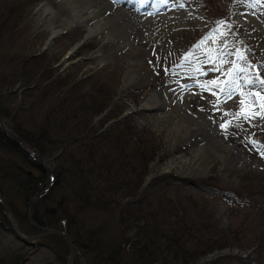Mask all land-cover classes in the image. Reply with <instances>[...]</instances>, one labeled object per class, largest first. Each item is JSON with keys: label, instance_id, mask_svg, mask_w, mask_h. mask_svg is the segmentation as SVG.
Listing matches in <instances>:
<instances>
[{"label": "rangeland", "instance_id": "obj_1", "mask_svg": "<svg viewBox=\"0 0 264 264\" xmlns=\"http://www.w3.org/2000/svg\"><path fill=\"white\" fill-rule=\"evenodd\" d=\"M176 1H186L187 7L198 13V17L190 22H181L176 32L165 34L161 29L153 32L128 29L121 31L125 34L121 39L109 42L104 36L86 38L84 28L53 34V28L46 24L51 16L47 14L40 19L38 14V7L45 2L51 4L52 0H0V79L4 77L0 80V111L3 112L0 127L4 125L10 130H25L33 137L37 135V129L39 131V127L48 121L51 122L48 126H53L50 128L53 133L59 132L62 125L66 130L72 127L81 129L76 135L57 133L59 147L63 148L52 155L41 157L36 154L49 174L46 184L50 199L44 203L56 204L60 201L62 208L66 206L70 209L67 216L70 222L66 225L80 239L77 247L81 256L76 257V264H103L97 247L88 235L87 230L91 226L100 225L105 238L110 235L123 237L120 229L135 239L146 237L141 228L143 222L134 221L133 224V220L127 217L124 224L120 221L122 210L120 213L118 211L124 204L134 203L144 195L153 202L152 210L158 212V209H164L159 216L167 222L162 247L166 261H169L171 256L167 255L166 246L173 243L168 239L173 238L176 229L173 225L180 226L173 224L180 216L176 203L180 194L191 195L199 202L200 209L205 208L207 213L195 211L196 216L213 213L214 224L228 238L222 249L196 258L190 257L188 264H264L261 242L264 240V207L260 206V200L257 201L261 194L253 193L256 197L253 203L247 201L251 186L261 184L258 188H264V156L251 143V140H255L264 144V119L257 117L251 122L234 121L226 131L220 127L222 123L233 120L231 113L238 110L241 99L239 91L264 95V86L257 82L264 80V29H258V23L261 25L264 22V0H248L247 7L253 9H250L253 11L251 17L256 21L253 25L235 11V2L240 3L241 0ZM176 1L170 0L172 5L166 10L179 9ZM53 6L59 8L58 3ZM210 7L211 11L217 10L214 15L229 13L231 29L224 38L227 48L223 40L215 43L208 40L206 44L196 47L218 28L211 16L206 14ZM142 14L139 16L142 23L152 17L159 25L164 20L162 11ZM141 17L146 18L143 20ZM227 19L224 20V30H228L227 26L230 25ZM54 21L52 26L61 31L64 17L59 16ZM162 34L164 39H160ZM145 35L148 39L141 40ZM122 40H130L132 46L121 49ZM207 49L221 53L228 51L233 55L224 56L223 59L227 58L229 63L223 65L222 71H215V64L209 60ZM237 50L246 58L240 59L235 54ZM190 53L191 57L185 59ZM216 54V51L211 53L212 56ZM232 61L246 70L237 71L235 83L229 84L227 81L232 78L226 76L225 72L235 67ZM165 68L169 69L168 74H165ZM179 76L184 77L183 80L178 81ZM212 79H218L220 87L233 89L235 94L231 98L213 95V92H219V87L205 89L199 86ZM247 79L252 80L258 88L246 85ZM178 84L180 91L185 88L186 91H177L175 85ZM155 95L160 100H167L168 107L143 109V104ZM73 99L78 102H72ZM104 105L103 113L90 115L98 106ZM66 117L68 123L64 125L62 121ZM144 131H147V144L153 149V159L145 165L143 158L135 156L130 150L131 166L127 168L123 161L125 154L120 152L126 150L130 139L137 140ZM99 134L109 137L122 134L124 138H120L117 150L104 144L101 153L112 158L122 174L125 171L127 177L133 176L132 179H140V182L137 187L131 185L127 191L116 189L118 182L113 185L119 207L107 212L88 210L78 217L70 211L76 213L80 208L74 191L82 182L72 181L65 176L70 180L65 178L62 186L57 188L52 184L53 171L60 153H73L83 161L85 152L93 148L97 141L95 136ZM234 149L238 150L237 153L232 152ZM17 156L4 155L0 161V166H4L0 168V191L10 207L22 216L32 212L29 203H26L30 198L10 179V166H18L26 176L31 174L33 177L40 174V168L33 169L30 165L24 168L18 159L15 160ZM157 178H161L162 185L170 184L161 204L159 195L162 192L165 195L167 189H162L160 184L149 187V183ZM91 181L90 189L100 190L101 185L93 179ZM136 188L138 190L135 191ZM42 196H36V201ZM182 200L187 205H193L187 197H182ZM137 233H141V236L137 237ZM100 236L103 238V235ZM54 247L52 244L24 245L15 240L10 232L0 228V256L6 251L13 256L23 254L25 259L17 264H67L68 251L63 257ZM180 262L170 260L167 264Z\"/></svg>", "mask_w": 264, "mask_h": 264}, {"label": "trees", "instance_id": "obj_2", "mask_svg": "<svg viewBox=\"0 0 264 264\" xmlns=\"http://www.w3.org/2000/svg\"><path fill=\"white\" fill-rule=\"evenodd\" d=\"M211 10L212 8L210 7L208 13L215 18L217 22L226 20L227 13L214 15V12L217 10ZM227 21L229 20L227 19ZM3 78L1 79L3 80ZM72 102L75 103L78 101L77 99H73ZM105 106L106 105L98 106V108L90 115L96 116L103 113ZM0 114L3 115V112L0 111ZM62 122L64 125L67 124V117ZM48 123L51 122L48 121L46 125L39 127V131L37 129V135L34 134L35 137L26 133L25 130L14 128L11 130L12 132H9L5 126L0 127V153H2L0 154V161L4 155H18L15 160L18 159L20 163L23 164L24 168L29 165V167H34L33 169L40 168V174L33 177L31 174L26 176V174L23 173V169H19L20 167L18 166H10L12 173L10 179L15 181V184L26 193L25 196L30 198L26 203L34 200V198L40 194L43 195L29 206L32 210L29 214L21 216L17 213L18 211L13 208L20 222L21 230L26 234H35L46 227L60 228L70 233L79 246L80 239L78 235L66 225L67 222H70V220L68 221L67 219L70 209H67L66 206H64L65 208H62L60 201L56 203L58 205L44 203L50 199L46 184L49 174L39 160L34 158V153L41 157L50 156V154L52 155L57 150L63 148L59 147L60 139L57 138V133H61L62 135L65 134L66 136L72 135V133L73 135H76L81 129H75L72 127L66 130L61 124L62 126L60 127L59 132L53 133V131L50 130L53 126L49 127ZM77 124L78 123L76 122V125ZM13 132L16 133V135ZM146 133L147 131H144L141 137L137 139L138 141H132L130 139L126 150L120 152L125 154L123 161L127 165V168L131 166L129 155L130 150L134 152L135 156L138 155L141 159L143 158L145 165L153 159V149L152 146H148L147 144ZM120 138H124L122 137V134H114L110 137L105 136V134L96 135L95 139L97 141H95V144H93V142L91 143L93 144V148L91 147V149L85 152V158L83 161H81V157L78 158L73 153L64 152L58 155L57 167L53 171L54 179L52 178V184L56 185L57 188H60L59 186L65 182V178L67 177L72 181L82 182V184L77 185L76 190L74 191L76 194H74L75 199L80 202V208L77 209L76 213L70 211L71 214L80 217L88 210L100 212L110 211L111 209L120 206V202L116 199V192L113 191V185L118 182V187H116V189L122 188L125 191L130 190L131 185H134L135 187L138 186L140 179H132L133 176L127 177L126 174H124L125 171L122 174L116 162L106 154L101 153L105 145L117 150L119 141L121 140ZM23 143L33 152L32 154L23 149ZM67 164H69L68 167ZM0 168H4V166H0ZM68 178L67 180L69 181L70 179ZM92 179L96 181L98 185H101L100 190L93 191L90 189ZM156 184H160L162 189H167L165 195L163 192L159 195L158 200L161 204V202L163 203L165 200V196L169 189L168 186H170V184L162 185L161 178H157L149 183V187H155ZM260 185L261 184H255L251 186L247 201L253 203L256 197L252 194L259 193L261 195L257 201L260 200V206L264 207V188H258ZM136 190H138V188H136L135 191ZM135 193L136 192H133V194ZM123 194L125 193L123 192ZM146 197L147 196L144 195L142 199H138L134 201V203H126L118 210L119 213L120 210H122L120 221H123L122 223L124 224V219L127 217L133 220V224H135L134 221L136 223L143 222L141 228L146 237L141 236V233H137L136 235L137 237L141 236L143 239H135L134 236H127V232L125 234L123 229H120L123 232V237L110 235V237L105 238L104 229H102L100 225L88 228V235L90 236L93 245L97 247L103 264H167L170 260L174 263L181 261L180 264H182V262L188 264L190 257L196 258L198 255L208 254L214 250L222 249L227 244L228 238L226 234L220 232L214 224L213 213H208L209 215L207 216L203 214L196 216L194 214L195 211L199 213H207L205 212V208H203V210L200 209L199 202L191 195L180 194L176 201L179 205L178 211L180 212V216H178V221L176 220L173 223L179 224L180 226L173 225L176 228L172 234L173 238L167 236L168 239H170V243L172 241L173 243L166 246V250L168 251L167 255L171 256V259L166 261L165 249L162 247V239L166 236L165 224H167V222L163 221L159 216L163 214L164 209H158V212H155L152 210L153 202L148 198L146 199ZM182 197H187V200H191L193 205H187L185 200H182ZM167 201L169 203L171 202L169 199ZM143 204L145 205L143 206ZM190 206L192 207L190 208ZM132 209L133 211H131ZM159 211H161L160 214ZM0 212V228L6 232H10L15 240L22 243L13 232L8 219L4 215L1 205ZM79 212L81 213L79 214ZM128 227L129 225L127 224V228ZM100 235H103V238ZM51 239H54V241H50ZM261 242L263 244L262 247H264V240ZM46 244L54 245V248H57L56 251L58 252V255L63 257L66 256V252L68 251L67 245L60 237L55 235L47 236L38 240L35 245ZM24 259L25 257L23 254L17 253L13 256L6 251L3 256H0V264H17Z\"/></svg>", "mask_w": 264, "mask_h": 264}, {"label": "bare ground", "instance_id": "obj_3", "mask_svg": "<svg viewBox=\"0 0 264 264\" xmlns=\"http://www.w3.org/2000/svg\"><path fill=\"white\" fill-rule=\"evenodd\" d=\"M176 2L178 3V5H176V3L174 2V6L175 5L178 6L179 9H177L176 11L175 10L174 11L173 10L169 11L168 9L166 10V8L169 7L170 5H172V2H170V0H57V2L55 0H52L51 4L49 2L42 3L38 7V14H39L40 19L44 18L47 14H49L51 16L46 21V24H47V27L53 28V34H57L58 32H62V31L68 30V29H73L74 30L76 28L77 29H83L84 28L87 31L86 38L104 36L105 38L108 39L109 42L111 40L114 42L116 40L121 39L122 38L121 36L125 35V34H122L121 31L122 32H126L125 30H128V29H131L132 31L135 30V29H138V30L147 29V30H150V31L153 32V31H155V29L156 30L161 29L160 31H162L165 34H167V33H170V32H176V29L180 26L181 22H190V20L192 18L198 17L197 16L198 13L196 14L195 11L190 10L187 7V2L186 1H181V2L176 1ZM55 3L59 4V8L58 9L54 8L53 5ZM247 5H249L248 0L243 1V3H242V0H241L240 3H239V1H236L235 2V11L238 14L240 13L242 16H244L246 21L250 22L251 25H253V23L256 22V21L254 22L252 20V17H251L253 15V11H252L253 9L250 8V9H252V10H250L247 7ZM158 11H162L163 12L162 17L164 18V20L162 22H160L161 25H159L158 22L153 20L154 19L153 17H152L151 20L145 21L143 23L139 21L140 20L139 16L142 13L145 14L147 12L149 14H154L155 12L157 13ZM59 16H63L64 17V22H63V25L61 27V31H58L56 28H54L52 26L54 24V22H55L54 20L57 19V17H59ZM144 16H147V14L144 15ZM160 16H161V14H160ZM258 25H259L258 29H264V22L261 25H260V23H258ZM262 34L264 35V32H262ZM168 37H170V36H168ZM140 39L142 40V39H148V38L145 35V37H142ZM160 39H164V35L163 34H162V36H160ZM128 46L131 47L132 46V42L130 40H122L119 47L121 49H126ZM133 52L136 53L135 51H133ZM225 53H228V55H226L225 57H227V56L232 54V52L229 53L228 51L225 52ZM96 56L97 55H95V57ZM257 61H259L258 63L261 62L259 60V58H257ZM135 74L136 73H132V75H135ZM184 76H185V74H184ZM212 76L213 75H211V77ZM246 77H247V75H246ZM183 78L184 77H180L179 76V77H177V80L180 81V80H183ZM240 78H241V76H240ZM245 84L246 85H250V86H254L255 88H258V85L254 84V83H245ZM175 86L177 88V91H179V92L186 91L185 90L186 88L183 89V91H180V89L178 88V86H180V84L175 85ZM195 89H197V88H195ZM192 92H193V90H192ZM191 94H193V93H191ZM234 94L235 93L233 92L232 95H234ZM209 95H211V94H209ZM156 96L157 95L153 96L151 99L146 101L143 104V109H146V110L155 109V110H157V109H164V108L168 107L167 100L166 101L165 100H160ZM239 101H240V99H239ZM0 124L2 125V115L1 114H0ZM186 127L188 128L189 126H186ZM7 130L9 132H12L9 128H7ZM14 134L16 135V133H14ZM22 147L26 151L25 144H23ZM236 151H238V150L237 149L232 150V152H236ZM36 159H38V158H36ZM39 162H40V159H39ZM0 193L2 194L1 191H0ZM35 201H36V197L34 198V200H31L29 202V206H31L32 203L35 202ZM11 211H12V214H13V218H12L13 222L19 228L20 232L23 233L24 235H26V237L33 236V234L32 235H28V234L24 233L21 230L20 222H19L18 217L16 216V214L14 212V209L11 208ZM46 228L47 229H49V228H51V229H60V228H55V227H46ZM46 228H44V229H46ZM60 230L63 231V233L66 234L70 238V240L72 241V243H73V245L75 247V256H74L73 264H76L75 263L76 262V257L77 256H81V254L79 253L78 247H77L78 245H77L76 241L74 240V238L72 237V235L70 233H68L67 231H64L62 229H60ZM53 235H55V234H50V235H47V236H53ZM47 236H44V237H47ZM55 236H58V235H55ZM44 237H35L34 239L30 240V243H26L24 241H21L18 237L17 238L24 244H27L29 246H36L35 245L36 242L38 240L44 238ZM58 237H60V236H58Z\"/></svg>", "mask_w": 264, "mask_h": 264}, {"label": "snow or ice", "instance_id": "obj_4", "mask_svg": "<svg viewBox=\"0 0 264 264\" xmlns=\"http://www.w3.org/2000/svg\"><path fill=\"white\" fill-rule=\"evenodd\" d=\"M218 28L213 32V34L209 37H206L204 40L200 42L199 45L196 47H200L201 45H204L207 43L208 40H212L214 43L218 40H223L224 47L227 48V40L224 39L229 34V31L231 29V25L227 26L228 30H224L225 22L224 21H218ZM207 53L209 54V60L212 61L215 64V67L213 70L215 71H222L223 65L229 63L226 59H223L224 56L228 55V53H221L218 50L214 49H207ZM213 51H216L217 54L215 56H212L211 53ZM250 51V49L248 50ZM240 57V59H245L243 53H241L239 50L235 53ZM191 53L188 54L185 59H189L191 57ZM149 63H152L149 61ZM233 65H235V61L231 62ZM180 67H183V65H180ZM246 69L241 68L239 65H235V67L228 69L225 72V75L228 77H231L232 79H229L227 83L234 84L235 83V73L237 71H245ZM165 74H168L169 69H164ZM199 71V69H197ZM252 80L245 81V83H252ZM262 86H264V80H258ZM220 82L218 79H212L209 80L201 85H199L202 88L209 89L211 86H217L219 87V92H213V95H223L224 97L231 98L233 94V89H228L227 87H220ZM186 87V85H185ZM239 95L241 96V99L239 101L238 110L231 113V116L233 118L232 121H228L225 123H222L220 127L224 129L225 131L234 121H247L251 122V120L256 119L259 117L260 119H264V95H261L259 92L257 93H245L243 91L239 92ZM251 143L254 147H257L258 151L262 156H264V144H260L258 141L251 140Z\"/></svg>", "mask_w": 264, "mask_h": 264}, {"label": "water", "instance_id": "obj_5", "mask_svg": "<svg viewBox=\"0 0 264 264\" xmlns=\"http://www.w3.org/2000/svg\"><path fill=\"white\" fill-rule=\"evenodd\" d=\"M26 151H28V150L26 149ZM0 205L3 208L4 215L8 219V222L11 225L13 232L16 234V236L21 241H24L26 243H30V240L34 239L35 237H44V236H47L50 234L58 235L62 239H64V241L67 245V248H68L67 257H66L67 264H73L74 256H75V247H74L72 241L70 240V238L66 234H64L63 231H61L60 229H51V228L47 229L46 228L41 232L33 234V236H31V237H26V235L21 233L19 228L14 224L13 219H12L13 214L11 211V207L1 193H0Z\"/></svg>", "mask_w": 264, "mask_h": 264}]
</instances>
